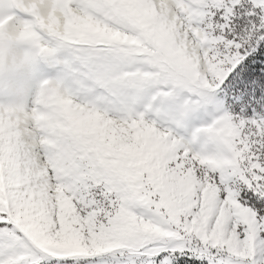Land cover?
Returning <instances> with one entry per match:
<instances>
[{"label": "snow or ice", "instance_id": "1", "mask_svg": "<svg viewBox=\"0 0 264 264\" xmlns=\"http://www.w3.org/2000/svg\"><path fill=\"white\" fill-rule=\"evenodd\" d=\"M241 2L0 0V61L55 69L0 103V264H264V117L216 96L264 43Z\"/></svg>", "mask_w": 264, "mask_h": 264}, {"label": "rangeland", "instance_id": "2", "mask_svg": "<svg viewBox=\"0 0 264 264\" xmlns=\"http://www.w3.org/2000/svg\"><path fill=\"white\" fill-rule=\"evenodd\" d=\"M251 11V0H242L241 5L236 9V19L233 20L234 16H232L228 21H217L218 24L228 25L226 32L227 39H246L253 25L261 22L257 16L249 15ZM24 18L26 17L21 14L17 19L10 22L8 26L10 34H14L19 29L20 21ZM250 46H255V40L250 42ZM26 52V46L18 45L12 49V56L19 61ZM54 75L55 69L50 68L47 64L41 63L34 70L27 69L21 75L9 76L6 80H0V103L15 104L19 102H30L35 97L39 83L44 79L52 78ZM222 88L216 94L217 99L221 103L223 102V98L227 102L230 101L233 109L231 113L234 122L238 123L240 120H252L257 117H264V94L261 101L257 97H254L253 94H250L248 103H246L247 96H245V92L243 91L252 88L254 90H263L264 81L245 84L243 78L239 76L230 79ZM222 107L223 111L229 114L224 103H222ZM207 122L211 123V119L209 118Z\"/></svg>", "mask_w": 264, "mask_h": 264}, {"label": "trees", "instance_id": "3", "mask_svg": "<svg viewBox=\"0 0 264 264\" xmlns=\"http://www.w3.org/2000/svg\"><path fill=\"white\" fill-rule=\"evenodd\" d=\"M260 69H264V43L260 44L259 48L236 69L233 75L243 77V82L245 84H249L251 82L257 83L258 78L262 76L259 73ZM248 70L251 73L249 75H245ZM229 80L230 78L226 81V83ZM257 96H259V94L256 90V97Z\"/></svg>", "mask_w": 264, "mask_h": 264}, {"label": "clouds", "instance_id": "4", "mask_svg": "<svg viewBox=\"0 0 264 264\" xmlns=\"http://www.w3.org/2000/svg\"><path fill=\"white\" fill-rule=\"evenodd\" d=\"M30 59L42 63V53L40 52L39 49L36 47H32L31 52H30ZM24 69L20 68L18 66H13L12 68H9L6 60L0 61V80H6L9 76H16V75H21L23 73Z\"/></svg>", "mask_w": 264, "mask_h": 264}]
</instances>
